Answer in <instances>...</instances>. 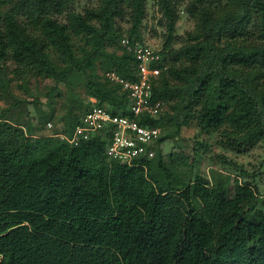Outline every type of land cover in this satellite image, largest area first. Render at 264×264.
<instances>
[{
	"label": "trees",
	"instance_id": "obj_1",
	"mask_svg": "<svg viewBox=\"0 0 264 264\" xmlns=\"http://www.w3.org/2000/svg\"><path fill=\"white\" fill-rule=\"evenodd\" d=\"M154 1L167 36L153 92L165 107L150 121L162 136L145 168L109 159L102 136L73 145L56 135H71L90 98L130 114L128 92L105 73L138 80L121 40L142 41L147 0H100L84 12L73 0H0V99L9 102L0 112V264H264V200L259 217L240 206L260 197L257 186L236 179L230 199L228 182L186 181L176 169L189 160L162 151L169 130L193 123L238 152L264 143V0H191L195 28L179 49L175 0ZM31 78L53 81L50 104L61 86L85 87L88 104L38 135L12 87L17 79L28 90Z\"/></svg>",
	"mask_w": 264,
	"mask_h": 264
},
{
	"label": "rangeland",
	"instance_id": "obj_2",
	"mask_svg": "<svg viewBox=\"0 0 264 264\" xmlns=\"http://www.w3.org/2000/svg\"><path fill=\"white\" fill-rule=\"evenodd\" d=\"M73 8L78 12H84L86 8L97 6L100 0H73ZM191 0H175L179 11V19L176 27V37L173 43L174 49H179L186 40L188 32L194 30L195 20L188 14L186 7ZM6 11V7L0 12ZM64 16H60L63 19ZM122 30L126 31L130 27V18L126 16L118 20ZM126 36V34H125ZM142 43L150 46L153 50L160 52L163 49L166 36V19L163 16L158 4L154 0L146 2V16L142 26ZM12 68L13 64L8 63ZM103 70L99 69L102 75ZM54 85L50 79L31 78L29 89L23 87L21 81L15 79L12 87L16 95L25 102L22 110L27 108L28 115H23L30 120L33 126L40 127L39 134L49 135L54 129H61L64 125V117L68 113L70 106L84 109V104H88L89 96L85 87L79 86L77 94L68 91L64 86L59 88V93L53 96L50 104L47 93ZM9 106L7 99H0V112ZM21 110V111H22ZM53 116L51 117V114ZM165 142L162 146L164 157L169 160L171 153H178L190 162L189 166H180L176 173L186 181H194L199 177H204L210 182V187H219L228 182L226 196L236 199L239 183L249 181L256 185L257 196L248 201H240L242 210H251L252 216L259 217L264 200V143L259 142L249 147L247 152L233 150L228 144L222 141L223 136L218 132L207 133L193 123L177 133L174 129L169 130Z\"/></svg>",
	"mask_w": 264,
	"mask_h": 264
},
{
	"label": "built area",
	"instance_id": "obj_3",
	"mask_svg": "<svg viewBox=\"0 0 264 264\" xmlns=\"http://www.w3.org/2000/svg\"><path fill=\"white\" fill-rule=\"evenodd\" d=\"M123 47L134 55L138 63V80L130 81L115 71H107L105 77L111 83L120 85L128 92L129 115L114 114L107 105L100 106L90 98L93 107L80 119L70 136L58 134L70 144L96 136L107 139L106 155L128 167H147V161L155 157L156 147L162 136V129L151 124L164 112V102L154 98L153 88L161 69L156 66L160 52L140 42H131L127 36L121 40Z\"/></svg>",
	"mask_w": 264,
	"mask_h": 264
}]
</instances>
